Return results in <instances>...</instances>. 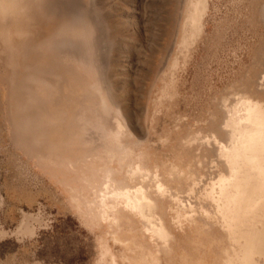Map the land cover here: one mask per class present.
<instances>
[{"label":"rangeland","instance_id":"obj_1","mask_svg":"<svg viewBox=\"0 0 264 264\" xmlns=\"http://www.w3.org/2000/svg\"><path fill=\"white\" fill-rule=\"evenodd\" d=\"M60 1L77 21L63 33L72 45L41 64L54 80L56 113L18 125L0 72V264H96L99 230L74 209L63 183L70 172L65 159H55L70 145L88 151L107 133L133 153L147 148L159 163L174 162L181 149L198 187L215 169L217 156L204 151L224 141L231 105L264 88V0H208L204 30L186 47L179 44L185 0H93L110 32L104 67L114 98L104 111L90 89L101 79L100 31L95 24L87 44L86 0ZM184 188L180 194L194 200ZM24 213L33 233L18 230Z\"/></svg>","mask_w":264,"mask_h":264},{"label":"bare ground","instance_id":"obj_2","mask_svg":"<svg viewBox=\"0 0 264 264\" xmlns=\"http://www.w3.org/2000/svg\"><path fill=\"white\" fill-rule=\"evenodd\" d=\"M207 3L185 0L183 47L203 32ZM96 10L95 2L86 0L82 20L87 44L94 41L95 24L100 31L101 79L90 89L96 90L106 111L107 100L114 98L104 67L110 32ZM260 15L264 24V8ZM72 17L60 0H0V72L9 79L13 100L8 107L20 126L56 113L58 97H50L55 90L49 86L54 80L41 64L62 46L72 45V37H63L67 26L71 32L75 28ZM225 125L224 141L216 140L204 151L217 158L209 180L198 187L196 172L181 163L188 155L183 150H177L174 162L159 163L147 148L133 153L107 133L91 150L70 145L55 158L65 159L70 172L63 183L74 209L99 230L96 264H264V88L237 98ZM183 186L194 200L180 194ZM31 217L23 214L19 231L33 233L27 225Z\"/></svg>","mask_w":264,"mask_h":264}]
</instances>
